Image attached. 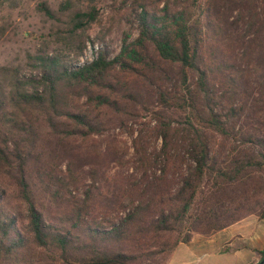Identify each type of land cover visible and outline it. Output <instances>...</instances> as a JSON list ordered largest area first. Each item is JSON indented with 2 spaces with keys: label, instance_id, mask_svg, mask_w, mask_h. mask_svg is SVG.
<instances>
[{
  "label": "trees",
  "instance_id": "1",
  "mask_svg": "<svg viewBox=\"0 0 264 264\" xmlns=\"http://www.w3.org/2000/svg\"><path fill=\"white\" fill-rule=\"evenodd\" d=\"M94 3L0 95V264H166L264 220V0H132L119 51L97 38L81 63ZM140 116L159 147L139 131L112 172Z\"/></svg>",
  "mask_w": 264,
  "mask_h": 264
},
{
  "label": "rangeland",
  "instance_id": "2",
  "mask_svg": "<svg viewBox=\"0 0 264 264\" xmlns=\"http://www.w3.org/2000/svg\"><path fill=\"white\" fill-rule=\"evenodd\" d=\"M132 0H95L96 22L90 31L88 30V40L83 56L77 58L86 59L92 52V42L95 49L103 46L97 38H104L110 43L113 53H117L120 47V38L125 25L120 22L122 13L126 11ZM69 3V9L62 10L61 6ZM45 3L54 14L48 18L39 10V5ZM83 0H0V95L8 93L12 89L15 79L23 80L26 77L38 72L36 67L39 54L47 52L55 53L61 50L65 53L62 38L68 31L74 13L83 9ZM127 8V9H126ZM93 55V54H91ZM74 59V54H70ZM86 61V60H84ZM152 120L148 117L140 116L135 120L128 121L122 129L115 128L112 135L120 144L128 147L125 159L127 166L123 168H113L112 172H123L129 175L134 172L135 160L132 157V139L139 131L144 135H149L148 142L150 149L159 147V140H155L149 129ZM148 131V132H147ZM132 134V136H131ZM191 251L188 248H179L173 259L166 264H207L210 261L204 257L199 258V251Z\"/></svg>",
  "mask_w": 264,
  "mask_h": 264
},
{
  "label": "crops",
  "instance_id": "3",
  "mask_svg": "<svg viewBox=\"0 0 264 264\" xmlns=\"http://www.w3.org/2000/svg\"><path fill=\"white\" fill-rule=\"evenodd\" d=\"M182 247L198 250L207 264H258L264 259V220L251 215L211 236L194 234L189 243L175 248L169 263Z\"/></svg>",
  "mask_w": 264,
  "mask_h": 264
},
{
  "label": "built area",
  "instance_id": "4",
  "mask_svg": "<svg viewBox=\"0 0 264 264\" xmlns=\"http://www.w3.org/2000/svg\"><path fill=\"white\" fill-rule=\"evenodd\" d=\"M92 54V52H90L89 53V55L88 56H90V57H85L86 59H84V58H81L80 60H81V63H83L84 62V60H86V61H92V59L94 58V56L93 55H91Z\"/></svg>",
  "mask_w": 264,
  "mask_h": 264
},
{
  "label": "water",
  "instance_id": "5",
  "mask_svg": "<svg viewBox=\"0 0 264 264\" xmlns=\"http://www.w3.org/2000/svg\"><path fill=\"white\" fill-rule=\"evenodd\" d=\"M263 262H264V259L260 263H258V264H262Z\"/></svg>",
  "mask_w": 264,
  "mask_h": 264
}]
</instances>
